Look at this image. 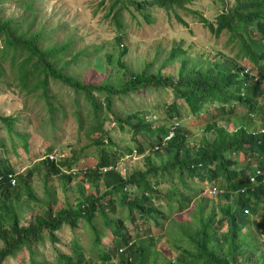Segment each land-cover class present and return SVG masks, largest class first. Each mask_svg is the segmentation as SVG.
I'll return each mask as SVG.
<instances>
[{"label": "trees", "instance_id": "1", "mask_svg": "<svg viewBox=\"0 0 264 264\" xmlns=\"http://www.w3.org/2000/svg\"><path fill=\"white\" fill-rule=\"evenodd\" d=\"M189 1L112 0L107 15L111 16L119 33L115 38L116 61L123 75L128 73L129 78L125 82L111 81V73L97 84L67 73L81 54L80 50L73 52L71 37L58 42L54 38L57 26L48 33L43 27L30 30L37 17L34 0H22L24 12L32 9L31 19L24 14L18 22L16 17L0 13V78L4 76L8 85L16 82L14 87L19 91L43 100L51 121L65 114V105L50 93V81L72 89L76 96L72 97L74 107L69 108L84 134L91 139L89 144L72 150L71 155L63 159L57 157L55 160L50 154L52 147L48 148L42 160L45 175L70 182L78 172L93 187L89 193L80 188V198L74 203L49 196L41 215L22 224L17 202L24 194L27 199L36 201L30 185L36 167L17 178L7 157V142L0 137V149L4 150L0 151L3 154H0V264H6L7 258L24 249L28 252L27 264H115L118 249L127 253L120 258L119 264H156L157 252L152 250V245L158 233L164 232L165 224L161 219H167V214L160 209L163 205L157 202L165 199L168 209L184 211L192 199L204 191L206 184L207 187L214 184L209 189L223 196L216 204L220 216L217 224L213 213L203 216L200 207L197 214L192 215L193 227L178 224L176 236L169 240L167 235V241L178 254L176 259H169L165 264H264L262 256H254L259 243L253 236L264 237V106H260L258 112L260 126L252 127V116L258 111V98L263 94L264 0H234L217 14L215 21L200 18L214 35L229 34L227 43L236 50L235 57L220 53V56L201 60L192 58L181 45H176L154 72L149 67L151 64L140 72H130L122 61L128 52L121 39L124 9L137 10L145 23L150 24L154 23L150 13L153 6L168 9ZM20 25L26 28L21 29ZM106 55L107 63L114 65L112 54ZM95 64L98 70H103L100 58H96ZM167 64H171V70L166 74L163 67ZM146 88L171 91L174 99L167 105L170 117L180 114L177 101L180 100L192 115L200 114L206 105L215 102L219 104L217 111L221 116L235 114L233 106L241 105L248 112L247 117L243 115L247 120L233 130L210 122L206 129L214 134L213 137L203 138L193 146L177 121L174 135L165 139L171 127L152 125L140 109L124 116L114 111V96ZM80 96L84 99L82 105ZM18 122L19 116L0 112V128L7 130L8 137L21 138L20 142L10 138L13 150L22 144L27 153V134L16 130ZM48 126L53 127L54 123ZM116 127L132 133L136 153L145 155V170L134 169L125 175L115 170L118 152L112 148L111 131ZM148 148L158 154L164 151L159 164L154 163L151 154H145ZM127 151L132 152L131 149ZM240 155L244 156V163L240 162ZM251 176L256 182L251 181ZM99 178L103 180V190L96 186ZM164 182L169 183L168 193L158 189ZM118 208L127 209L128 215L111 217ZM138 213L144 223L142 227H149L150 233L146 237L137 234L139 236L133 238L125 220H136L134 214ZM223 222L226 226L220 230ZM65 227L84 230V235L92 238L87 244L75 236L66 242L60 241ZM103 230L111 236V247L103 244ZM44 239L54 250L50 255L40 253L39 256L37 247Z\"/></svg>", "mask_w": 264, "mask_h": 264}, {"label": "rangeland", "instance_id": "2", "mask_svg": "<svg viewBox=\"0 0 264 264\" xmlns=\"http://www.w3.org/2000/svg\"><path fill=\"white\" fill-rule=\"evenodd\" d=\"M233 1L191 0L183 3L182 6H172L168 9L153 6L150 13L154 23L150 24L145 23L137 10L133 8L132 11L124 9L121 21L124 31L121 39L128 52L122 57V61L126 64L127 70L140 72L148 64H151L149 67L152 72L158 70L163 59L169 54L170 49L176 45H181L192 58H200L201 60L220 56V53L230 58L235 57L236 50L227 43L229 34L225 32L216 36L202 23L203 21H200V18L215 21L217 14L224 7L231 5ZM111 2L112 0H34L33 8L35 6L37 17L35 21H32L30 30L36 31L43 27L48 33L53 26H57L58 30L55 31L54 38L58 42L68 37L72 38L73 52L80 50L81 54L75 59V63L69 66L67 73H72L85 82L95 84L102 82L107 74L112 73L111 81L125 82L129 78V74L123 75L116 61L118 48L115 38L119 33L111 16L107 15L108 6ZM132 12L134 14H131ZM0 13L8 17L14 16L19 22L24 14L31 19L32 9L24 12L22 0H0ZM20 27L21 29L26 28L24 25H20ZM70 53L72 55V52ZM107 53L112 54L114 65L107 63ZM89 56H92L91 60ZM96 58H100L101 68L103 69L101 71L96 67ZM170 65L167 64L163 67L166 74L171 70ZM174 67H176V64ZM15 84L16 82L8 85V82L4 80V76L0 78V112L19 116V122L15 124V128L18 132H26L29 151L26 153L22 144L17 145L16 151H14L13 145H10V138L16 139V137H8L5 128H0V137L7 142V157L9 162L13 164L17 178L20 175H25L31 168L36 167L30 180V185L37 198L36 201L27 199L24 194L17 202L20 222L26 224L27 220L29 221L32 217L41 215L43 206L49 196L51 199L55 197L57 200L74 203L79 197L80 188L85 193L93 191L89 181L80 176L81 173L75 172L73 179L67 182L62 181L58 176L47 177L42 167V160L49 152L48 148L52 147L50 154L56 157L55 160H58V158L63 159V157L70 156L72 150H78L86 146L87 143L89 144L91 139L84 134V129L80 127L79 122L73 116L72 109L69 108L74 107L72 97L76 96L72 89L59 82L50 81V93L54 94L53 97L58 102L65 105V114L54 118V120L52 118L51 121L45 106H43V100L36 99L33 95L29 96L24 91H19L14 87ZM262 91V96L258 98V111L252 116L253 128H256L261 121L258 112L260 106H264V83L262 84ZM173 99V95L168 89L146 88L136 93L119 97L114 96V111L120 116H124L127 112L140 109V113L143 112L145 118L151 121L154 126L164 125L170 128L173 121H178L191 146L199 144L203 138L213 137L214 134L206 129L207 124L210 122H216L217 126H224L228 130H233L236 125L245 123L247 120L244 116L247 117L248 112L241 105L233 106L235 114L221 116L217 111L219 104L215 102L206 105L198 116L192 115L180 100H177L180 104V114L170 117L167 112V105L171 104ZM83 101V97L80 96L81 105ZM85 111L86 109H84V113ZM58 113L59 111L56 115ZM50 122L54 123L53 127L48 126ZM86 128L87 126H85ZM49 131L52 132L46 136L45 133ZM111 132V138L114 142L112 148H115L114 150H117L119 154H117L118 163L115 170L121 175H125L134 169L145 170V157H143L145 155L136 153L132 133L128 130H120L117 127ZM139 140H141L140 136ZM18 141L20 142L21 138L16 139V142ZM129 149L132 150L131 153L127 151ZM0 151L4 150L1 148ZM163 152L160 153L159 151L160 155L155 153L153 149L148 148L145 154H151L154 163L159 164V158ZM1 155L3 156V154ZM239 160L240 162L244 161V156L240 155ZM212 185L214 184H208L207 187L206 184L204 191L198 193L192 199L189 208L181 212L168 209V203L165 199L157 202V204L163 205L160 209L167 214V219H161V222L165 224L164 232L156 234L158 237L155 238L152 245V250L157 252L156 264H165L169 259H176L178 252L167 241V235L169 240H172L173 236H176L179 231L178 224L184 227H193L192 215H196L200 207L203 208V216L213 213L215 225L217 224L220 216L216 204L221 201L220 199L223 196L219 195L216 190H210L209 186ZM96 186L101 190L105 189L102 178L96 180ZM168 188V182H164L158 187L163 193H168ZM222 202L225 203V201ZM259 211L262 212L261 209ZM128 213L127 209L118 208L117 212L111 213V217L127 216ZM134 215L137 217L136 220H125V226L129 234L133 238L143 234H145L144 237L148 236L150 233L149 227H142L144 223L139 217V213ZM250 218L253 219L255 216ZM258 219L259 217H257ZM96 221L98 224H102L100 219H96ZM225 226L226 222H223L219 227L220 230ZM103 232V244L105 246L110 245L111 236L109 232L106 230H103ZM60 236V241L66 242L75 236L84 244H87L89 238H92L84 235V230L69 229L67 227L62 230ZM253 236L256 242L259 243L254 256H262L264 259V237H258L256 234ZM43 241L44 243L37 247V252L39 256L40 253L50 255V251L54 249L50 247L47 239ZM1 246L2 243L0 242ZM126 256V250L118 249L113 262L119 264L120 258ZM254 256L252 259H255ZM5 263L27 264V250L24 249L16 256L7 258ZM97 264L99 263L97 262Z\"/></svg>", "mask_w": 264, "mask_h": 264}, {"label": "built area", "instance_id": "3", "mask_svg": "<svg viewBox=\"0 0 264 264\" xmlns=\"http://www.w3.org/2000/svg\"><path fill=\"white\" fill-rule=\"evenodd\" d=\"M176 125H177V122H175V124L171 126V129H170L168 135L166 136L167 139H168V138H171V137L174 135V133H175V131H174V127H176ZM259 172H260V171H257V173H259ZM250 179H251V181H253V182L256 180L254 176H252Z\"/></svg>", "mask_w": 264, "mask_h": 264}, {"label": "clouds", "instance_id": "4", "mask_svg": "<svg viewBox=\"0 0 264 264\" xmlns=\"http://www.w3.org/2000/svg\"><path fill=\"white\" fill-rule=\"evenodd\" d=\"M175 122H177V121H175ZM175 122H174L172 125H174ZM177 125H178V122H177ZM177 125H176V126H177ZM169 131H170V130H169ZM165 139H167V138H165ZM168 139H169V138H168ZM257 171H260V170H257ZM251 177H252V176H251ZM251 177H250V178H251ZM254 182H256V180H255Z\"/></svg>", "mask_w": 264, "mask_h": 264}]
</instances>
